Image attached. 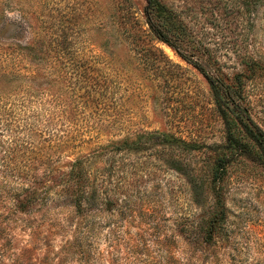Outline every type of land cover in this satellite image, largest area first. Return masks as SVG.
<instances>
[{
    "label": "rangeland",
    "instance_id": "374dc122",
    "mask_svg": "<svg viewBox=\"0 0 264 264\" xmlns=\"http://www.w3.org/2000/svg\"><path fill=\"white\" fill-rule=\"evenodd\" d=\"M160 1L178 13L188 31L185 48L209 73L241 80L248 114L264 130V74L245 71L232 79L245 60L264 65V0ZM145 8V0H0L3 204L18 181L14 168L24 159L23 147L37 150L39 174L65 171L86 155L91 178L104 177L119 193L120 255L125 244L141 243L138 235L149 242L143 257L128 255L129 264H166L155 238L169 240L178 263L264 264V166L251 155L225 167L224 238L204 243L177 233L182 214L204 208L191 200L186 176L170 167L178 153L146 134L185 142L189 149L179 158L193 167L191 174L204 176L214 167L207 146L224 143L225 128L203 74L151 34ZM125 138L138 147L114 151L117 144H110ZM56 190L48 187L46 203L29 217L38 226L36 256L59 254L77 222L68 198ZM125 198L133 214L120 223ZM95 219L97 248L104 250L105 215ZM11 224L18 239H30L29 229ZM51 254V264H59ZM92 264L103 263L94 258Z\"/></svg>",
    "mask_w": 264,
    "mask_h": 264
},
{
    "label": "trees",
    "instance_id": "16d2710c",
    "mask_svg": "<svg viewBox=\"0 0 264 264\" xmlns=\"http://www.w3.org/2000/svg\"><path fill=\"white\" fill-rule=\"evenodd\" d=\"M145 1V13L151 34L158 41L174 49L180 57L193 64L203 74L211 88L215 106L224 124V143L207 146L214 151V167L213 171L204 176H195L193 172L191 174L193 167L179 158L182 152L189 149L185 142L161 137L154 133L146 134L148 138L158 139V145H163L167 151L178 153L176 156L171 155L170 167L186 176L191 200L198 207L204 208L203 213L199 215L195 210L182 214L178 218L177 233L184 239L192 240L200 236L204 243H211L213 240L223 239L226 235L227 212L221 194L225 167L240 157L250 155L256 157L264 166V130L248 114V108L243 103L244 88L241 80H237L238 82L235 84L236 82L229 81L227 77L220 74L209 73L205 65L194 58L195 52H188L185 48L186 42H188L186 40L188 31L178 13L160 0ZM243 65L242 70L235 73L232 79L239 78L238 76H242L245 71L252 74L257 72L258 75L264 74V65H260L254 60H245ZM113 143L117 144L114 151H129L138 147L136 146L138 141H136L137 144H134L127 138L123 141L112 142L111 147L114 146ZM23 148L22 157L24 159L14 168L18 181H13L15 186L12 187L9 198L7 197L9 201L6 206L3 204L5 201L3 196L0 195V264L52 263L51 250H45L40 256L35 255L37 247L33 245L32 239L36 238L38 226L33 223L34 221H30L29 217L46 203L47 189L53 187L54 184L59 189L56 190L59 197L68 198L72 207L70 212L77 215L75 216L77 222L69 239L64 241L59 254H51L54 258L58 257L59 264H67L71 261L77 262L76 264H92L94 258L103 264H118L120 260L124 264H129V254L140 258L149 252V242L138 235L140 237L138 241L141 243L125 244L127 251L124 255H120L118 246L122 242L118 232L121 226L118 223L117 214L114 212L119 193L117 188L109 180L106 181L104 177L99 180L91 178L86 166V155L77 156L69 161L65 171L56 169L51 172L44 169L39 174L34 165L40 159L34 157L37 150L26 146ZM51 182L52 184L49 186L48 184ZM206 196L210 198V202L206 201ZM128 200L125 198L123 201L122 215L119 217L120 223L125 222V219L133 214ZM204 202H207L206 206ZM140 206L142 207V205ZM2 209L7 210L4 212L1 211ZM104 212L108 214H104ZM104 215L105 219L101 222L100 227L106 230L104 238L107 246L104 250H100L97 248L100 237H98V222L95 218ZM11 222H19L23 233L29 229L30 239L26 241L18 239L14 235V226ZM122 231L127 233L124 229ZM152 241L158 245L160 257L165 254L166 264L178 263L174 259L173 251L170 250L169 240L164 242L155 238ZM184 253L186 254V251H182V255ZM73 255H77L79 260L75 259ZM60 257L62 258L60 259ZM178 264H184V262Z\"/></svg>",
    "mask_w": 264,
    "mask_h": 264
}]
</instances>
